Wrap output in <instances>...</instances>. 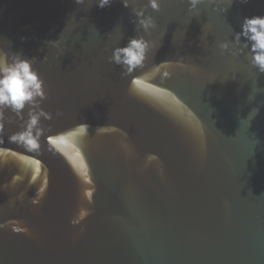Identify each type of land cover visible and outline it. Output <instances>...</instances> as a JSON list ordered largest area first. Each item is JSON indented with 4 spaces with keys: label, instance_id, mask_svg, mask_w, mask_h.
Listing matches in <instances>:
<instances>
[{
    "label": "water",
    "instance_id": "1",
    "mask_svg": "<svg viewBox=\"0 0 264 264\" xmlns=\"http://www.w3.org/2000/svg\"><path fill=\"white\" fill-rule=\"evenodd\" d=\"M127 5L0 0V51L47 97L34 146L10 139L28 107L0 118V264H264V73L219 47L264 0ZM132 36L150 48L122 75Z\"/></svg>",
    "mask_w": 264,
    "mask_h": 264
},
{
    "label": "clouds",
    "instance_id": "2",
    "mask_svg": "<svg viewBox=\"0 0 264 264\" xmlns=\"http://www.w3.org/2000/svg\"><path fill=\"white\" fill-rule=\"evenodd\" d=\"M76 2L80 3L82 0H76ZM242 2L246 3L247 0ZM110 3L111 0H98L99 7L108 6ZM123 3L126 7L128 6L127 0H123ZM189 3L191 7H195L199 0H189ZM148 4L154 10L160 8V0H148ZM135 15L137 30L142 28L148 32L155 27L151 16H144L142 12ZM231 43L240 46L238 51L247 49L250 63L259 72L264 73V15L245 17L241 30L235 34L233 40L221 42L219 47L221 50H226ZM149 48L150 43L143 36H132L123 46L115 47L108 59L121 66L122 75H129L143 65ZM46 98L44 81L35 70L32 60L25 58L19 52L9 55L0 51V118L3 117L4 109L11 110L20 116L23 115L26 107L29 108V120L25 130L10 139L34 146L31 129L38 123L39 113L36 109Z\"/></svg>",
    "mask_w": 264,
    "mask_h": 264
}]
</instances>
